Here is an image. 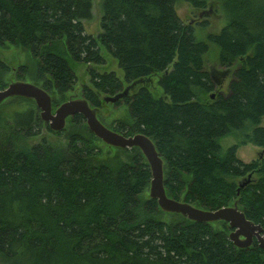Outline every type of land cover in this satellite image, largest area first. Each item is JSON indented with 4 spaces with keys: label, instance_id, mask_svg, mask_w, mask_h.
I'll return each mask as SVG.
<instances>
[{
    "label": "trees",
    "instance_id": "trees-1",
    "mask_svg": "<svg viewBox=\"0 0 264 264\" xmlns=\"http://www.w3.org/2000/svg\"><path fill=\"white\" fill-rule=\"evenodd\" d=\"M177 1L101 0L95 35L85 27L94 0H0V43L27 48L41 86L61 93L77 81L71 61L105 63V47L124 79L90 65L82 97L101 107L102 94L122 93L116 103L128 105L133 122L113 129L154 140L167 194L206 209L236 203L264 227V0H219L225 24L205 39L180 17ZM185 1L203 8L210 0ZM209 42L231 73L227 89L206 66ZM152 74L164 95L145 84L126 88ZM7 99L26 104L9 114L0 107V264H264L258 240L237 246L227 221L193 220L145 196L152 171L138 146H117L128 159L99 157L81 113L69 116L81 128L48 125L68 134L66 145L32 143L45 124L40 108L32 98ZM236 131L241 138L225 147L223 136ZM246 142L263 148L257 158L239 157Z\"/></svg>",
    "mask_w": 264,
    "mask_h": 264
},
{
    "label": "rangeland",
    "instance_id": "rangeland-1",
    "mask_svg": "<svg viewBox=\"0 0 264 264\" xmlns=\"http://www.w3.org/2000/svg\"><path fill=\"white\" fill-rule=\"evenodd\" d=\"M100 1L101 0H94V7H93L94 16L91 20L85 22L86 30L95 35L101 30L100 22L102 16V9H101ZM175 7L178 14L183 19L184 22L191 23L192 25H194L196 37L199 39H205L210 32H216V33L219 32L226 21V16L223 10L221 9L219 0H210L207 6L203 8L195 7L188 1L179 0L176 2ZM102 53L105 56V63L102 64H95V63L88 64L82 61L72 60L71 64L77 74V81L75 82L73 87L66 92L61 93L57 91L55 88L49 89L53 101L57 99V101L61 103L64 100L70 98L82 97L83 84L92 85L89 74L90 65L94 66L100 71L113 70L121 79H124V70L119 65L118 60L111 53H109V51L105 47H102ZM218 56H219L218 46L213 42H209V50L205 54L206 66L213 73L223 76L221 78L222 88L227 89L231 73L230 72L228 73L229 69L220 66L218 61ZM0 60H2L4 63L8 65L7 69H0V77L2 81L5 82V85L16 79H23L26 81L34 82L38 85H42V82H44L43 78H40L38 76L37 58L34 57L31 54V52L22 45L18 43H11L8 41L4 43H0ZM23 65H25V69L22 70L21 67ZM128 84L129 83H126L125 85L126 88H128V91L130 92L135 91L139 85L145 84L152 90V92L156 96L164 95L163 88L158 83V74H152L146 76L140 79L139 81H136L132 85H128ZM101 96H102V106L97 107V115L105 125L113 128L115 125H117L120 122H123L128 126L129 124H132L133 118L126 103L117 104L114 95L102 94ZM11 100L12 99H7L0 106L1 110L4 111L5 114H9V112L13 107H22L26 104V102L23 100H14V99L12 101ZM32 101L36 103L34 99ZM56 107L57 106L53 104V110H55ZM43 121L45 124L41 128L40 133L31 137L30 141L32 143L39 142L43 138H45L53 145H57V146L66 145L68 142V134L66 132L61 134L55 133L54 131L49 129L48 127L49 122L45 120ZM259 125H264V115L262 116ZM65 127H67V130H73V129L75 130L81 128L79 125L70 124L69 117L67 118ZM241 136H242L241 131L230 133L226 136H223V138L221 139V143L225 147H227L237 142L241 138ZM92 142L96 150L100 152L99 157L103 158L106 157L108 154H110L120 159L121 158L128 159V155H127L128 152L119 149L117 146L108 144L106 141H104L102 138L98 136H96V138L93 137ZM262 149H263L262 147L257 146L252 142H246L240 144L237 153L239 157H241L243 160L250 161L254 158H257L260 155ZM144 195L145 196L150 195V187L146 189ZM163 218L171 219L172 217L170 214L166 213L164 214Z\"/></svg>",
    "mask_w": 264,
    "mask_h": 264
},
{
    "label": "water",
    "instance_id": "water-1",
    "mask_svg": "<svg viewBox=\"0 0 264 264\" xmlns=\"http://www.w3.org/2000/svg\"><path fill=\"white\" fill-rule=\"evenodd\" d=\"M14 95L33 98L40 108L42 119L48 121L53 130H62L69 116L81 113L85 117L89 129L108 144L123 148L138 146L147 158L152 171L150 196L157 198L163 210L179 212L197 221L225 220L231 229L229 236L237 246H249L254 239H257L259 245L264 247V227L261 223L248 218L236 203L215 209H206L169 196L164 184V160L156 143L149 135L143 132L128 135L105 125L97 115V107L91 106L85 97L67 99L53 110V99L50 92L41 85L23 79L13 80L5 87L0 88V103ZM121 95L122 93H119L114 97L117 99ZM249 179L250 176L241 181L240 186L246 184Z\"/></svg>",
    "mask_w": 264,
    "mask_h": 264
}]
</instances>
